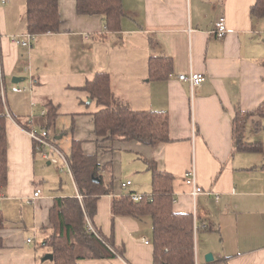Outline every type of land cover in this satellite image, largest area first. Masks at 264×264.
<instances>
[{"label": "crops", "instance_id": "obj_1", "mask_svg": "<svg viewBox=\"0 0 264 264\" xmlns=\"http://www.w3.org/2000/svg\"><path fill=\"white\" fill-rule=\"evenodd\" d=\"M257 2L121 0V30L110 32L102 16L79 15L77 0H58L60 32L39 35L30 47L12 40L28 33L27 0L0 4L8 165V182L0 194L5 220L0 264H53L43 260L51 254L45 245L50 210L56 198L78 196L69 167L76 192H46L43 157L30 131L47 130L51 106L57 109L51 128L67 125L52 138L55 145L69 137L70 151L73 139L83 141L84 153L98 157L104 174L109 169L105 181L111 175L114 179L113 193L98 200L96 216L86 222L123 254L80 264H153L152 220L113 217L111 210L113 196L151 193L147 160L174 175L175 213L193 214L213 227L197 231L196 264H207L208 254L214 256L209 264H264V119L261 129L250 120L246 130L248 142L261 143L259 152H235L232 138L236 112H253L264 102V16L252 15ZM220 17L228 28L222 39L211 33ZM152 57L171 59L169 76L152 78ZM99 72L110 74L115 97L132 110L167 112L170 142L151 147L97 141L93 117L102 107L84 88ZM189 73L203 74L206 81L192 89L179 80ZM14 78L23 81L14 84ZM14 87L26 91L14 92ZM128 160L136 172L124 180ZM190 170L203 189L195 197L185 180ZM128 181L131 185L123 189ZM37 191L41 194L35 199Z\"/></svg>", "mask_w": 264, "mask_h": 264}, {"label": "trees", "instance_id": "obj_2", "mask_svg": "<svg viewBox=\"0 0 264 264\" xmlns=\"http://www.w3.org/2000/svg\"><path fill=\"white\" fill-rule=\"evenodd\" d=\"M79 15H100L110 32L122 27L125 13L121 0H77ZM252 15L264 16V0H258L252 8ZM26 24L28 33L36 36L59 33L63 20L59 13L58 0H27ZM172 61L168 57H152L149 72L154 79L169 76ZM84 90L89 98L102 109L94 114V135L97 141L137 142L155 147L170 142L169 116L167 112L135 111L117 99L112 91L108 72H99L89 81ZM4 76L0 66V194L8 182L6 102L3 97ZM57 109L48 107L47 130L51 129ZM264 119V102L253 112L238 111L233 118L232 138L235 152H259L260 142L246 140L247 125ZM258 121V123H257ZM264 128V127H263ZM73 133V130L71 131ZM83 141L73 139L65 160L78 190L77 197L56 198L50 210L51 228L45 245L53 255V264H80L86 259H112L123 254L117 250L111 239L87 226L86 219L92 220L97 214L98 200L113 193L114 179L111 175L106 182L109 169L100 165L96 155H86ZM152 175V191L143 194L142 201L136 202L132 194L114 197L111 210L113 217L126 216L138 220L149 217L152 220L153 264H196V234L198 230L211 231L210 224L199 223L193 214L175 213L174 175L160 171L154 161H146ZM195 225L197 229L195 230ZM5 220L0 210V230Z\"/></svg>", "mask_w": 264, "mask_h": 264}, {"label": "built area", "instance_id": "obj_3", "mask_svg": "<svg viewBox=\"0 0 264 264\" xmlns=\"http://www.w3.org/2000/svg\"><path fill=\"white\" fill-rule=\"evenodd\" d=\"M7 0H0V4H4ZM228 32L227 24H226V18L220 17L214 24V27L211 31L212 35H214L218 39H222L226 36ZM37 38L36 35L27 33L26 35L22 36H15L12 37V40L14 43H17L19 45L30 47L32 42L35 41ZM179 80L182 82L189 83L192 89H195L196 87L200 86L206 81V77L203 74L200 73H189V74H183L179 76ZM14 92H23L26 91V89L14 87ZM30 134L34 140V147L36 152H38L45 160H49V153L47 150L50 148L51 150H56L58 147L55 145L52 137L49 135L48 130L46 129H33L30 131ZM65 160V157H64ZM66 161V160H65ZM67 164V163H66ZM69 167V166H68ZM185 180L188 185H190L193 188L192 195L195 197L203 192L202 187L198 185L196 174L194 170L188 171L186 174ZM131 185V181H128L126 183L122 184L123 189H127L128 186ZM41 192L37 191L34 195V198L37 199L40 196ZM132 199L136 202L142 201L143 196L139 194H132ZM197 229V225H195V230ZM148 244L149 242L146 241Z\"/></svg>", "mask_w": 264, "mask_h": 264}, {"label": "rangeland", "instance_id": "obj_4", "mask_svg": "<svg viewBox=\"0 0 264 264\" xmlns=\"http://www.w3.org/2000/svg\"><path fill=\"white\" fill-rule=\"evenodd\" d=\"M67 125L63 122L57 124L55 128L48 129L49 135L54 138L56 135H60L64 128L67 129ZM38 128V127H37ZM70 128V125L69 127ZM41 130L42 128H38ZM83 131L87 133V131ZM69 137H65L61 144L58 145V149L51 150L50 148L47 150L49 153V160H43L41 158V166L40 172L44 176L45 179V187L46 192L52 193H66L69 190L71 193L76 192V188L74 182L71 178L70 172L68 170V166L64 160V154H69ZM64 153V154H63ZM128 154V153H127ZM128 165L125 162V173L123 175L124 180L127 178H134L132 173L136 172V169H133L131 166V160L127 161Z\"/></svg>", "mask_w": 264, "mask_h": 264}, {"label": "water", "instance_id": "obj_5", "mask_svg": "<svg viewBox=\"0 0 264 264\" xmlns=\"http://www.w3.org/2000/svg\"><path fill=\"white\" fill-rule=\"evenodd\" d=\"M23 81V79L21 78H14L13 79V83L14 84H19ZM44 261H47V260H50L52 261L53 260V255L52 254H48L44 257L43 259ZM205 260H206V263L209 264V263H212L214 261V256L212 254H208L206 257H205Z\"/></svg>", "mask_w": 264, "mask_h": 264}]
</instances>
